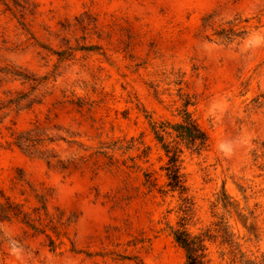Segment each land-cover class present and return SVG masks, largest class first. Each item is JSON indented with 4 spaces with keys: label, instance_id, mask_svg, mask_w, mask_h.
<instances>
[{
    "label": "rangeland",
    "instance_id": "374dc122",
    "mask_svg": "<svg viewBox=\"0 0 264 264\" xmlns=\"http://www.w3.org/2000/svg\"><path fill=\"white\" fill-rule=\"evenodd\" d=\"M0 68L36 80L0 75V204L35 224L0 223V264H186L150 124L184 109L209 136L179 145L189 231L208 264H264V0H1Z\"/></svg>",
    "mask_w": 264,
    "mask_h": 264
},
{
    "label": "trees",
    "instance_id": "16d2710c",
    "mask_svg": "<svg viewBox=\"0 0 264 264\" xmlns=\"http://www.w3.org/2000/svg\"><path fill=\"white\" fill-rule=\"evenodd\" d=\"M1 1V0H0ZM15 7L24 8L20 4L15 3ZM10 9V8H9ZM11 10V9H10ZM233 29L222 28L215 32V36L224 42H232L233 38ZM0 75L11 76L17 80H24L25 82H36L35 79L31 78L28 74H25L19 70H3L0 68ZM18 103L17 101H15ZM19 105V104H16ZM189 104H187L188 106ZM182 121L172 123L170 121H160L156 122L150 118V124L152 132L154 133L156 139L162 143L165 152L168 157V162L163 170L166 173L167 182L165 189L161 188L159 192L162 195H167L168 193L178 192L182 198V201L185 206L180 208V211L183 213V216L177 222L176 226H169L171 230V235L174 238L175 243L184 250L186 255V264H208V247L207 239L211 240V237L207 238L206 234L195 235L188 229V207L191 198L188 196L189 189L186 184L185 175L182 173L180 153L181 149L179 145L184 144L185 146L195 148L197 150H202L208 146L209 136L208 133L198 124V122L193 118L192 114L188 109H184L180 112ZM175 136L176 145H171V143L165 142V136ZM53 142V141H52ZM42 139L40 134H37L35 130L22 132L17 134L15 137L14 145L25 152H32L37 150L39 145H42ZM147 183L154 186V179L151 174H147ZM4 197V196H3ZM224 198L220 200L223 203L224 208L231 206L233 208L232 198L229 197L225 192L223 194ZM241 214H239L240 216ZM20 218L21 221L27 226L35 229V224L31 220L29 214L24 212L18 205H15L10 201L9 198H6L5 204H0V223L3 221H8L10 218ZM244 220H241L244 226L247 227V221L245 216L241 215ZM242 219V218H241ZM233 234H230L229 228L224 229V234L221 236L223 239V244H229L232 246L240 247V245L233 240ZM51 245H54V242L51 241ZM241 255V264H250V260L245 258V254L239 251ZM253 263V262H252Z\"/></svg>",
    "mask_w": 264,
    "mask_h": 264
}]
</instances>
